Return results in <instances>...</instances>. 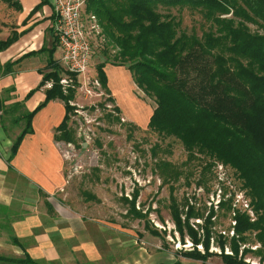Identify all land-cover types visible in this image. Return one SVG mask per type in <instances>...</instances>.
Here are the masks:
<instances>
[{"label": "trees", "instance_id": "obj_1", "mask_svg": "<svg viewBox=\"0 0 264 264\" xmlns=\"http://www.w3.org/2000/svg\"><path fill=\"white\" fill-rule=\"evenodd\" d=\"M0 2L21 10L18 0ZM47 4L41 0L35 11ZM185 8L198 11L209 24L201 37L182 31L179 19L170 13ZM84 14L97 20L103 54L114 66L126 67L137 87L154 98L149 128L178 139L190 157L197 151L232 168L247 190V209H237L225 199L219 204L231 215L232 237L213 230L214 211L204 218L172 198L171 216L181 242L185 245L188 238L193 245L177 257L203 264L212 258L223 264H251L246 257L254 255L264 264V0H87ZM17 39L13 33L0 42V52ZM105 67L97 65L96 73L107 89ZM10 68L7 65L2 74H9ZM60 69L57 61H48L41 86L53 82V87L43 104L17 120L24 121L25 128L12 146L10 160L32 133L35 115L54 100L62 101L66 112L55 140L74 143L68 127L74 97L63 93ZM126 201L139 215L136 197ZM194 219L203 224H192ZM249 233L260 246L256 250L244 247ZM213 241L220 253L211 251ZM13 243L19 244L17 239ZM0 264L38 263L26 254L24 259L0 257Z\"/></svg>", "mask_w": 264, "mask_h": 264}, {"label": "rangeland", "instance_id": "obj_2", "mask_svg": "<svg viewBox=\"0 0 264 264\" xmlns=\"http://www.w3.org/2000/svg\"><path fill=\"white\" fill-rule=\"evenodd\" d=\"M2 5L6 4L0 3V20L6 21L8 14L14 11ZM170 13L179 19L185 33L201 37L209 28L198 11L185 8L173 9ZM84 17L88 19L86 14ZM5 26L9 31L16 27L13 21ZM251 29L254 31L255 27L251 26ZM90 38L94 55L88 74L91 79L96 77L99 80L96 67L106 63L109 84L114 87L125 109H121V103L102 85L100 90H94L101 96L88 97L83 85L85 81L78 80L61 66L59 78L63 93L74 97L69 102L73 110L68 122L74 143L57 142L56 147L63 158L64 180L61 187L49 193L48 199L56 210L61 208L67 217L79 221L83 229L79 239L100 246L103 264H174L176 261L203 264L177 257L178 252L191 250L193 245L188 238L185 245L181 242L171 216V199L174 198L181 206L193 207L204 218L214 211L213 230L232 237L234 224L231 215L226 209H219V204L225 199L234 203L237 209H247L250 203L247 190L232 168L197 151L190 157L178 139L150 129L149 122L156 103L136 84L132 88V98L141 106L143 117L135 121L141 116L140 107L135 108L122 99L123 92L129 90L127 81L119 77L117 70L109 67L114 65L111 57L102 52L104 40L101 36L90 33ZM113 54L111 50L110 55ZM116 68L127 70L126 67ZM48 84L51 89L53 82ZM92 87L90 84L88 89ZM123 111L133 120L127 118ZM17 128L12 126L11 130ZM5 156L8 157L7 154ZM163 163L169 166L161 167ZM9 180L14 185L13 212L22 213V201L28 198L33 204V212L48 213L49 219L57 218L58 214L49 210L47 203L50 202L44 194L17 177ZM134 197L139 215L131 211L126 201ZM203 221L194 219L191 223L202 225ZM8 240L11 241L0 235V255L9 254L6 251ZM244 247L251 250L260 247L254 234H247ZM199 249L202 251L201 247ZM211 251L220 253L214 241ZM226 252L229 253L228 248ZM246 261L260 264V258L254 255H248ZM205 264L223 263L219 258H212Z\"/></svg>", "mask_w": 264, "mask_h": 264}, {"label": "crops", "instance_id": "obj_3", "mask_svg": "<svg viewBox=\"0 0 264 264\" xmlns=\"http://www.w3.org/2000/svg\"><path fill=\"white\" fill-rule=\"evenodd\" d=\"M18 1L20 11L2 5L14 13L8 14L7 22L0 20V42L6 41L13 33L18 36L13 45L0 52V209L4 208L0 213V235L11 240H8L9 248H6L9 254H1L0 257L24 259L27 254L38 264H103L104 255L100 246L79 239L83 234L79 221L67 217L61 208L56 210L48 199L49 193L61 187L64 180L63 158L55 140L56 129L66 114L62 101H51L35 115L32 133L24 137L10 160L12 146L25 128L24 121L17 120L24 114L34 112L45 102L50 87L49 84H41L48 61L54 60L60 64L62 58V50L53 32L55 0H48L49 4L36 11L41 0ZM10 21L16 26L12 31L5 26ZM7 65L11 67V72L3 75ZM109 67L117 70L119 77L127 81L129 90L123 92L122 99L135 108L140 107L141 116L135 120L140 121L143 111L132 98L135 83L131 73L116 68L118 66ZM107 89L121 103L120 108L125 109L109 80ZM127 116L131 119L130 115ZM12 126L19 128L11 130ZM10 177H17L44 194L50 202L47 203L49 210L57 213V218L49 219L48 213L33 212V204L28 198L22 201V213L13 212L15 196ZM14 239L19 244H14Z\"/></svg>", "mask_w": 264, "mask_h": 264}, {"label": "built area", "instance_id": "obj_4", "mask_svg": "<svg viewBox=\"0 0 264 264\" xmlns=\"http://www.w3.org/2000/svg\"><path fill=\"white\" fill-rule=\"evenodd\" d=\"M87 0H55L53 32L58 46L62 50L60 65L83 80L88 97L97 95L101 84L95 77L89 76L94 48L90 33L100 36L101 30L94 16L84 17ZM98 38V37H97ZM92 84V88L88 87Z\"/></svg>", "mask_w": 264, "mask_h": 264}]
</instances>
